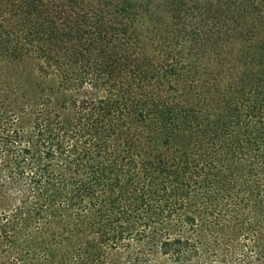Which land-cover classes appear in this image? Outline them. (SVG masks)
Wrapping results in <instances>:
<instances>
[{"label": "trees", "instance_id": "trees-1", "mask_svg": "<svg viewBox=\"0 0 264 264\" xmlns=\"http://www.w3.org/2000/svg\"><path fill=\"white\" fill-rule=\"evenodd\" d=\"M0 243L264 264V0H0Z\"/></svg>", "mask_w": 264, "mask_h": 264}, {"label": "rangeland", "instance_id": "rangeland-1", "mask_svg": "<svg viewBox=\"0 0 264 264\" xmlns=\"http://www.w3.org/2000/svg\"><path fill=\"white\" fill-rule=\"evenodd\" d=\"M215 15H217L219 12H214ZM43 89H44V95H47V97L50 99V103L48 104L49 107H53L57 110H59V103H60V100H61V97L60 95L58 94L57 91H55L54 88L49 87V85L47 84H44L43 86ZM61 110H59L60 112ZM7 258H9V261H10V257L7 253V249L4 247V243H0V264H8V260Z\"/></svg>", "mask_w": 264, "mask_h": 264}]
</instances>
